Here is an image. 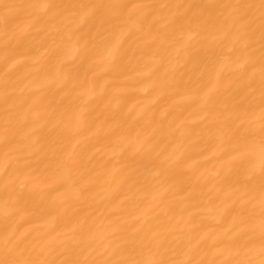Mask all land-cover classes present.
<instances>
[{"label":"snow or ice","instance_id":"snow-or-ice-1","mask_svg":"<svg viewBox=\"0 0 264 264\" xmlns=\"http://www.w3.org/2000/svg\"><path fill=\"white\" fill-rule=\"evenodd\" d=\"M0 30V264H264V0H10ZM133 67L160 70L159 119L125 111ZM193 105L199 128L176 125ZM204 151L215 191L194 195Z\"/></svg>","mask_w":264,"mask_h":264},{"label":"bare ground","instance_id":"bare-ground-1","mask_svg":"<svg viewBox=\"0 0 264 264\" xmlns=\"http://www.w3.org/2000/svg\"><path fill=\"white\" fill-rule=\"evenodd\" d=\"M10 2V0H0V3ZM57 2H69V0H57ZM71 2H88V0H71ZM96 2H121V0H96ZM122 2H144V3H191L193 0H122ZM220 2H228V0H220ZM246 2H258V0H246ZM7 38L3 36L2 30H0V93L3 92V79H4V71L5 64L3 61V45ZM189 70L191 72H195L196 69H193L189 66ZM159 71L157 70L151 76L143 75L141 73V69L139 67H133L132 71L129 73L130 79H128L124 85V97L126 100V109L125 111L131 112V117L137 118L139 122H144L153 116L159 119L160 113L167 108L172 101L165 99H159V90L155 86L156 78L159 75ZM92 78V74L89 73V79ZM105 78L100 77L96 80V85L99 87ZM40 79L33 76H29L28 79L24 80V84L29 88L34 87L36 84L40 83ZM3 112L4 105L0 102V126L3 123ZM199 114L196 111V106L188 108L186 111H183V115L179 120L176 121V125H180L181 121L186 122H196L193 126L199 128ZM171 119V117H169ZM150 130V129H148ZM177 137L179 136V132L175 134ZM97 148L101 149L99 153L96 155V160L94 162H102L103 160H109L111 157V153L106 152L102 145H97ZM3 162V157L0 155V163ZM189 165H191V172L188 173L192 177V185L195 189L194 195L203 192H208L212 190L215 191L213 185L211 183L205 184L203 180L200 183L196 182L197 177H211L217 168L219 167L218 161L213 158L211 151H204L198 156H193L192 160H190ZM192 191V189H189ZM3 184L0 182V230H2L4 225V219L2 214V197H3ZM171 195V194H170ZM187 196L186 192H177L175 193V197L177 200H184ZM201 204V216L198 218L199 223L201 224V228L203 232H210L213 234H223L224 230L227 229L231 224V218H227L224 220H219L215 218L213 215L209 214L208 210L213 206L208 203L206 197H200ZM35 227L37 230H41L43 227L42 221H37L32 225H24V228ZM23 230V229H22Z\"/></svg>","mask_w":264,"mask_h":264}]
</instances>
